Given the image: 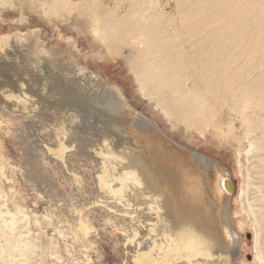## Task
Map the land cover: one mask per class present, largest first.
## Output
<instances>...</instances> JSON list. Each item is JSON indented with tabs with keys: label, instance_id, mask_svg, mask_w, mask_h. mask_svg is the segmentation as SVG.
<instances>
[{
	"label": "rangeland",
	"instance_id": "obj_1",
	"mask_svg": "<svg viewBox=\"0 0 264 264\" xmlns=\"http://www.w3.org/2000/svg\"><path fill=\"white\" fill-rule=\"evenodd\" d=\"M263 98L264 0H0V264H264Z\"/></svg>",
	"mask_w": 264,
	"mask_h": 264
},
{
	"label": "bare ground",
	"instance_id": "obj_2",
	"mask_svg": "<svg viewBox=\"0 0 264 264\" xmlns=\"http://www.w3.org/2000/svg\"><path fill=\"white\" fill-rule=\"evenodd\" d=\"M113 34L115 35V36H120L121 34H123L124 32H122L121 31V29L119 28V27H116V28H114V30H113ZM140 36V35H139ZM120 38V37H119ZM147 44H149L148 42H146ZM145 43V44H146ZM160 48V47H159ZM161 52V54L162 53H165V50H158V47H157V49H156V51L154 52V53H160ZM154 53H153V55H154ZM148 63H149V61H148ZM163 68H165V66H163ZM163 68L161 67V68H157V67H155L154 65H147V68L145 67V73L148 75V78L149 79H151V80H153V81H159L160 82V84H159V86H161V85H163L164 84V80H165V78L163 77V74H162V70H163ZM233 80V79H232ZM208 81H215V82H218L219 81V79H217V78H212V79H210V80H208ZM215 84H218V83H215ZM145 90V89H144ZM240 94V93H239ZM158 96V95H157ZM179 97L177 98V97H174V100H177L178 101V99L179 98H182V95L180 94V95H178ZM247 97V93H246V95H244V98H245V105H247L249 102H248V97ZM183 99V98H182ZM264 99V98H263ZM181 101V100H180ZM264 104V103H263ZM181 105V104H180ZM260 105V104H259ZM178 106V105H177ZM258 106V105H257ZM178 107H180V106H178ZM262 108V107H261ZM186 158V157H185ZM190 163V162H189ZM182 166V165H181ZM186 166V165H185ZM183 167V166H182ZM181 169H183V168H181ZM188 169V168H187ZM186 169V170H187ZM192 169V168H191ZM215 169H217V168H215ZM185 171V170H184ZM191 171V170H190ZM133 175V173L132 172H129L126 176L128 177V176H132ZM221 179H223V181L224 182H222V180ZM221 179H220V182H219V187H220V190L225 194V195H227L229 198H230V196H232L233 194H234V192H230L231 191V186H230V184L229 185H225V183L226 182H228V177L227 176H225V177H221ZM120 180H121V178H120ZM195 180V179H194ZM189 181V180H188ZM196 181V180H195ZM187 182V181H186ZM191 182V181H190ZM192 182H194V181H192ZM222 182V183H221ZM213 183V182H212ZM187 184V183H186ZM191 185H192V183H191ZM208 185H209V183H208ZM187 187H188V185H187ZM209 187V186H208ZM211 187H213V186H211ZM210 190V189H209ZM214 190V189H213ZM212 190V191H213ZM214 193V192H213ZM211 194H212V192H211ZM215 194H216V192H215ZM204 195V194H203ZM213 196V195H212ZM217 196V195H216ZM218 197V196H217ZM207 199V198H206ZM208 199H210V198H208ZM214 199V198H213ZM218 199H220V198H218ZM215 200H217L216 198H215ZM220 202H222V201H220L219 200V202L218 203H220ZM224 202V201H223ZM198 203V202H197ZM210 203H211V201H210ZM213 204V203H212ZM216 204V203H215ZM221 204V203H220ZM196 205V204H195ZM225 205V204H224ZM227 205H228V200H227ZM207 206H209V204L207 205ZM217 206V205H216ZM215 206V208H217ZM222 207H223V204H222ZM228 207V206H227ZM212 208V207H211ZM229 208V207H228ZM217 209H220V210H222L221 208H217ZM212 210V209H211ZM216 210V209H215ZM218 211V210H217ZM216 211V212H217ZM223 211V210H222ZM226 211V210H225ZM208 212V211H207ZM211 212V211H210ZM214 213V212H213ZM225 213V212H224ZM194 214V213H193ZM196 215V214H195ZM194 215V216H195ZM209 215V214H208ZM215 215V214H214ZM225 215H227V213L225 214ZM224 215V216H225ZM212 216V215H211ZM218 216V215H217ZM222 216H223V214H222ZM221 216V217H222ZM223 216V217H224ZM230 216V215H229ZM202 217V216H201ZM210 217V216H209ZM215 217V216H214ZM220 217V216H219ZM219 217H218V221H219ZM222 217V218H223ZM185 219H187L188 220V218L187 217H185ZM215 219V218H214ZM228 219V218H227ZM212 220V219H211ZM217 221V220H216ZM214 222V224H216L217 222ZM223 221V220H222ZM224 221H226V223H227V220H224ZM230 221V220H229ZM219 223V222H218ZM217 223V224H218ZM222 223V222H221ZM213 224V223H212ZM225 224V223H224ZM215 226H217V225H215ZM219 226H220V224H219ZM222 226V225H221ZM214 227V226H213ZM218 227V226H217ZM226 227L228 228L229 226H227V224H226ZM221 228V227H220ZM229 228H232V227H229ZM228 228V229H229ZM218 230V229H217ZM231 230V229H230ZM233 231V230H232ZM224 233V232H223ZM193 234H195V232L193 231ZM193 234H188V236H190V237H193L192 235ZM196 235V234H195ZM198 236V235H197ZM222 236V235H221ZM229 237H230V235H229ZM187 239H189V237L187 238ZM189 241V240H188ZM191 244V243H190ZM227 256V255H226ZM229 256V255H228ZM227 256V257H228ZM228 259V258H227ZM229 260V259H228Z\"/></svg>",
	"mask_w": 264,
	"mask_h": 264
}]
</instances>
